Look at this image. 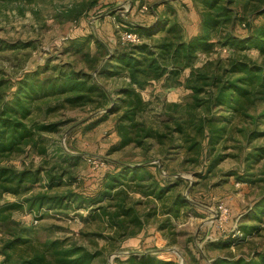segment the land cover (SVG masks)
<instances>
[{
  "label": "rangeland",
  "instance_id": "obj_1",
  "mask_svg": "<svg viewBox=\"0 0 264 264\" xmlns=\"http://www.w3.org/2000/svg\"><path fill=\"white\" fill-rule=\"evenodd\" d=\"M202 5L201 0H0V106L22 102L31 110L28 124L53 127L0 160V168L16 174L37 173L28 192L0 190L3 216L20 224L28 242L8 262L0 257V264H19L44 251L36 240L56 241L50 255L59 248L81 249L93 256L87 264H215L264 252V102L236 113L211 106V78L221 74L224 61L242 55L261 59L256 51L224 43L264 22L254 17L264 0L229 7L221 1L219 8L227 7L233 22L212 32L215 47L209 55L198 53L192 70L181 71L175 78L180 85L151 73L138 77L144 108L136 123L161 138L121 146L116 133L126 110L120 91L128 79L124 72L113 73L109 55L139 43L153 46L164 35L140 38L130 32L132 26L175 25L185 40L200 34ZM127 34L139 43H129ZM191 74L208 80L190 81ZM71 82L83 86L53 93ZM193 87L199 88L196 94ZM74 96L81 99L69 103ZM112 103L119 111L85 131ZM112 148L117 151L110 153ZM119 172H125L122 184L102 195L104 178ZM69 193L80 199L53 210L33 199ZM95 196V203L85 201ZM237 228L252 235L221 247L228 236H240Z\"/></svg>",
  "mask_w": 264,
  "mask_h": 264
},
{
  "label": "trees",
  "instance_id": "obj_2",
  "mask_svg": "<svg viewBox=\"0 0 264 264\" xmlns=\"http://www.w3.org/2000/svg\"><path fill=\"white\" fill-rule=\"evenodd\" d=\"M223 0H201L202 13L200 20L201 33L193 35L188 40L184 39L183 32L177 26L172 25L168 28H151L146 26H132L130 32H133L140 38L152 37L157 33L164 32V35L157 44L150 46L148 44L139 43L130 46L127 50L118 51L109 55V61L113 63V68L116 69L113 73H126L128 84L120 91L123 95L122 103L126 109L124 114L119 118L116 125V133L121 138V146L133 144L135 147L141 146L143 141H151L156 138H161L158 132L151 128L141 126L136 123V115L144 108V102L141 99L139 90L142 89L143 83L138 79L141 74H152L156 79L164 76L176 78L184 69H191L197 62V54L201 53L209 55L215 47L216 43L212 42L211 34L218 27L226 22H233L230 19V10L227 7L219 5ZM257 0H225V6L228 7L233 3H250ZM254 17L264 19V7L255 9ZM219 11V12H217ZM221 11L225 22L220 21L219 14ZM160 27V26H159ZM224 46L234 47L238 51H256L261 58L259 62H254L247 56L230 57L224 64L225 68L221 74H216L211 78V84L214 87L211 106L213 109H220L225 113L239 112L243 107L251 104L253 101L264 102V22L256 28L250 29L248 34L243 37L228 36ZM171 67L170 69L168 67ZM146 67L145 70H142ZM198 75V74H196ZM190 75V81L208 80L207 76ZM177 79V78H176ZM175 82L180 85L178 80ZM83 86L80 82H71L67 86H57L53 89V93L64 94L74 92ZM25 87H27L25 85ZM54 86H51V88ZM193 92L196 94L199 88L193 87ZM81 97L74 96L68 99L69 103L77 104ZM118 108L115 104H110L106 111L93 119L85 128V131H90L99 124L106 121L109 115L115 114ZM31 114L29 106H25L22 102L16 103L10 108L9 106H0V160L8 155L19 151L20 148L32 142L36 132H51L53 127L48 125L28 124L26 121ZM219 122V121H218ZM127 125V126H126ZM136 135V137H134ZM133 136V137H132ZM117 151V148L110 149V153ZM135 169V167H134ZM138 169V168H137ZM134 172L135 170H127ZM122 173L107 175L102 183V195L110 191H114L118 185L122 184ZM36 175L29 172L14 173L7 168H0V190L4 192H12L18 195L21 192H28L30 184L36 183ZM133 178V176H132ZM131 178V179H132ZM52 179V178H51ZM15 185L14 188H9L10 184ZM22 191L20 192V190ZM101 191V190H100ZM100 191L96 196L101 195ZM104 191V192H103ZM95 196V197H96ZM160 195L158 194L157 197ZM86 199L89 204L95 203L96 197ZM37 200L41 206H47L48 210L61 208L62 203H73L80 199L74 193L67 194L66 197L48 198L39 196L33 198ZM84 203L85 201L81 199ZM66 208V206H64ZM4 207L0 206V257L3 262H8L11 254L18 248L28 242L23 239L20 224L3 216ZM243 229V228H242ZM237 228L235 231L240 236H228L224 240L221 247H227L230 243L239 245L245 242L246 238L250 237V233ZM38 244L44 247V251L33 254L31 257L24 259L19 264H87L93 257L89 253L81 249L62 250L59 248L53 255H50L49 248L56 245V241H38ZM215 264H264V252H256L249 258L235 259H215Z\"/></svg>",
  "mask_w": 264,
  "mask_h": 264
},
{
  "label": "built area",
  "instance_id": "obj_3",
  "mask_svg": "<svg viewBox=\"0 0 264 264\" xmlns=\"http://www.w3.org/2000/svg\"><path fill=\"white\" fill-rule=\"evenodd\" d=\"M126 40L129 43H134V44H135V42L139 43V41H140L136 35H130V34H127ZM88 161L90 162V160H88Z\"/></svg>",
  "mask_w": 264,
  "mask_h": 264
}]
</instances>
